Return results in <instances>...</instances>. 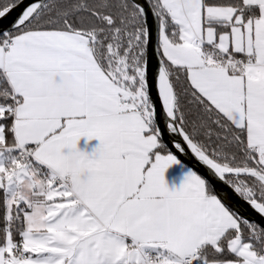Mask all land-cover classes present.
Wrapping results in <instances>:
<instances>
[{
    "label": "snow or ice",
    "instance_id": "6c2138e0",
    "mask_svg": "<svg viewBox=\"0 0 264 264\" xmlns=\"http://www.w3.org/2000/svg\"><path fill=\"white\" fill-rule=\"evenodd\" d=\"M22 4L0 264H264V222L216 187L264 221V0H7L0 22Z\"/></svg>",
    "mask_w": 264,
    "mask_h": 264
},
{
    "label": "water",
    "instance_id": "95a60500",
    "mask_svg": "<svg viewBox=\"0 0 264 264\" xmlns=\"http://www.w3.org/2000/svg\"><path fill=\"white\" fill-rule=\"evenodd\" d=\"M29 2V0H24V3L27 4ZM24 7V5L22 4L19 8H16L8 17L6 20L0 22V28H7L11 25L12 21L18 16V14L20 13V11L22 10V8ZM149 22L151 24L152 22V18L151 16L149 17ZM153 39L155 40V28L153 27ZM150 70H151V75H154L156 67H157V59L155 57H153L151 55V48H150ZM152 97L155 100L156 99V90L153 87L152 89ZM158 103V102H157ZM165 139L167 140V136H165ZM190 164H195L194 160H188L186 161ZM200 171L202 172V174H206L204 169H200ZM217 189L221 190L222 193L227 192V195L229 196L230 202L232 205H234L235 207L240 209V212L255 221H259V222H264L260 220V217L249 208V206H247L246 204L242 203L241 201H239L234 195L231 194L230 191L224 189V187L222 185L217 184L216 185Z\"/></svg>",
    "mask_w": 264,
    "mask_h": 264
},
{
    "label": "crops",
    "instance_id": "0c3cea01",
    "mask_svg": "<svg viewBox=\"0 0 264 264\" xmlns=\"http://www.w3.org/2000/svg\"><path fill=\"white\" fill-rule=\"evenodd\" d=\"M169 180H175L177 183L179 182L180 176H181V170L179 167H174L169 170L167 174Z\"/></svg>",
    "mask_w": 264,
    "mask_h": 264
},
{
    "label": "trees",
    "instance_id": "16d2710c",
    "mask_svg": "<svg viewBox=\"0 0 264 264\" xmlns=\"http://www.w3.org/2000/svg\"><path fill=\"white\" fill-rule=\"evenodd\" d=\"M7 2V0H0V3H5Z\"/></svg>",
    "mask_w": 264,
    "mask_h": 264
}]
</instances>
